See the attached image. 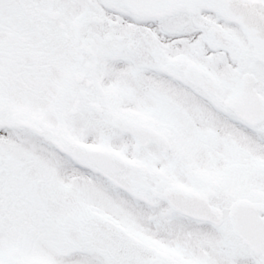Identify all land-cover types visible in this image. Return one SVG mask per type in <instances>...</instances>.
I'll return each mask as SVG.
<instances>
[{"label":"snow or ice","instance_id":"6c2138e0","mask_svg":"<svg viewBox=\"0 0 264 264\" xmlns=\"http://www.w3.org/2000/svg\"><path fill=\"white\" fill-rule=\"evenodd\" d=\"M0 264H264V0H0Z\"/></svg>","mask_w":264,"mask_h":264}]
</instances>
